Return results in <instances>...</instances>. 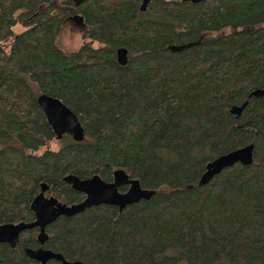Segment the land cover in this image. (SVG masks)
<instances>
[{"label": "trees", "instance_id": "trees-1", "mask_svg": "<svg viewBox=\"0 0 264 264\" xmlns=\"http://www.w3.org/2000/svg\"><path fill=\"white\" fill-rule=\"evenodd\" d=\"M139 5L0 0V225L32 222L41 184L79 203L69 175L110 182L120 170L154 192L121 211L59 217L42 246L26 230L14 248L0 244V264H39L25 255L39 248L80 264H264V0ZM66 21L84 42L63 54ZM42 94L71 111L82 141L55 139ZM248 145L250 165L198 185L209 162Z\"/></svg>", "mask_w": 264, "mask_h": 264}, {"label": "water", "instance_id": "water-1", "mask_svg": "<svg viewBox=\"0 0 264 264\" xmlns=\"http://www.w3.org/2000/svg\"><path fill=\"white\" fill-rule=\"evenodd\" d=\"M139 1V9L143 11L150 0ZM181 1L199 4L205 0ZM116 61L119 65H124L126 63V52L124 49H118L116 51ZM36 104L40 108L56 140H60L62 136L66 135L74 142L82 141L83 133L79 123L71 111L61 102L42 94L36 98ZM241 109L242 106L232 107L230 113L238 115ZM251 153L252 146L248 145L215 158L206 165L204 173L198 180V185L202 186L207 184L212 177L235 164L244 167L250 165L252 162ZM62 181L69 185L73 191L81 193L83 199L77 204H62L52 197H45L44 193L47 187L41 184L39 193L33 198L29 206L33 214V221L28 223L19 222L16 224L0 225V244H5L9 248H14L18 236L22 232L36 228V239L39 245L42 246L46 239L44 232L45 227L53 223L59 217H72L82 213L86 209L98 205L113 206L118 211H121L126 206L141 200H148L154 193L151 190L141 189L136 180L128 179L120 170L113 172L110 182H103L97 176L79 180L71 175L63 177ZM119 188L125 189L123 192H119ZM25 255L39 264H45L48 260H55L60 262V264H80L79 262H67L60 255L41 248L34 251L26 249Z\"/></svg>", "mask_w": 264, "mask_h": 264}, {"label": "rangeland", "instance_id": "rangeland-1", "mask_svg": "<svg viewBox=\"0 0 264 264\" xmlns=\"http://www.w3.org/2000/svg\"><path fill=\"white\" fill-rule=\"evenodd\" d=\"M168 1V0H166ZM20 31L18 26L12 28L13 33ZM83 29L75 21H66L59 29L55 38V46L63 53L68 54L75 51L83 42L82 40ZM95 46V44H92ZM59 141H53L47 144L50 150H56L59 146Z\"/></svg>", "mask_w": 264, "mask_h": 264}]
</instances>
